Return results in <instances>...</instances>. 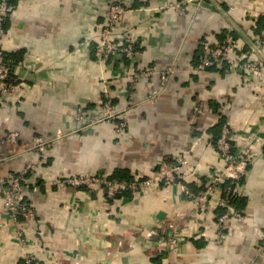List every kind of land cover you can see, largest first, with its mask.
<instances>
[{
  "label": "crops",
  "instance_id": "crops-1",
  "mask_svg": "<svg viewBox=\"0 0 264 264\" xmlns=\"http://www.w3.org/2000/svg\"><path fill=\"white\" fill-rule=\"evenodd\" d=\"M183 1L182 13L170 7ZM107 3L12 0L1 43L15 81L0 102V135L17 130L19 138L0 143V158L8 175L36 161L23 182L34 217L13 220L0 188V264H24L18 233L38 264H264V0H124L114 34L132 37L134 56L100 63L95 48ZM205 39L233 40L239 64L196 71ZM247 59L260 73L243 68ZM165 67L172 70L162 82ZM105 95L124 121L119 132L74 118L78 107L88 119L98 116ZM224 124L235 154L248 147L253 156L238 164L234 205L242 218L224 222L218 243L220 189L201 207L177 184L109 198L54 183L81 173L145 177L183 155L184 183L199 191L224 168L215 144ZM37 135L52 141L46 151L31 149ZM173 232L177 246L159 241Z\"/></svg>",
  "mask_w": 264,
  "mask_h": 264
},
{
  "label": "built area",
  "instance_id": "built-area-1",
  "mask_svg": "<svg viewBox=\"0 0 264 264\" xmlns=\"http://www.w3.org/2000/svg\"><path fill=\"white\" fill-rule=\"evenodd\" d=\"M186 3L187 1H183V3L172 4L170 7H174L182 13ZM12 10L13 6L10 4V0H0V101L9 99L14 87V82L12 83L11 81L6 80L11 74V69L3 60L5 51L4 46L1 43L4 30L3 24L11 14ZM126 11L127 6L125 5L124 0H108L106 21L100 29L95 48L100 63L104 57L109 56H120L127 59L133 58L135 50L132 37L126 35L122 39H118L114 34V28ZM235 48L236 44L231 39L222 42L214 41L212 39L203 40L201 42L200 59L194 67L195 70L201 71L211 66L220 67L223 63H226L229 67L231 65L239 64L238 59L234 56ZM242 65L248 72L260 73L257 66L250 59L245 60ZM171 70V67H165L159 72L160 80L162 82L165 81ZM150 73L152 72L149 70L141 71V74L144 75H149ZM194 109L196 112H200L202 106L196 105ZM74 118L82 123L87 122L88 120H92V122L99 120L106 121L113 124L118 132L121 131L125 125L119 115V109L113 105L111 99L107 95H105L100 104V113L98 116L88 119L84 109L78 107L74 113ZM230 136V128L227 124H224L216 141V149L218 150L220 159L224 161V168L215 170L211 181L198 192L190 189L184 183L186 176L184 166L187 163V159L183 155H177L171 160H162L156 166V169L151 175L134 177L130 181H114L93 173H81L57 179L54 183L60 186H85L92 189V191L101 190L104 191L109 198L116 197L128 190H138L140 187L144 186L177 184L182 186L183 192L187 198L196 201L201 207L206 205L207 199L214 190L220 189L221 197L219 199V205L222 206L224 210L218 217L220 226L215 240L218 243L222 241L226 235L224 222L230 217L242 218V213L234 208L231 204L230 198L233 193H236V185L242 177L241 172L238 171V164L242 169V167L247 165L253 156L251 149L248 147L244 148L242 153L235 154L234 146L230 141ZM18 138L19 132L17 130L9 131L0 135V143H16ZM51 142V140L46 139L41 135H37L33 138L31 149L36 151H46L50 147ZM35 169L36 161H28L19 173L16 175H8L5 174L3 170L2 160L0 158V188L3 196V204L10 217L15 221L20 217H24L25 219H32L34 217V212L25 198L26 188L23 182L28 174L35 172ZM33 189H36V187H33ZM176 232H173L170 236H162L159 241L170 247L177 246L180 234L179 232ZM16 236L20 245L21 259L24 264H38L34 254L27 249L28 240L25 239L22 233H18ZM261 247H264V237Z\"/></svg>",
  "mask_w": 264,
  "mask_h": 264
},
{
  "label": "trees",
  "instance_id": "trees-1",
  "mask_svg": "<svg viewBox=\"0 0 264 264\" xmlns=\"http://www.w3.org/2000/svg\"><path fill=\"white\" fill-rule=\"evenodd\" d=\"M10 4L11 5H13L12 4V0H10ZM7 20H8V18L5 20V23L3 24V29H6V26H7ZM201 55V54H200ZM109 57H111V56H109ZM9 59H10V55L8 54V53H5L4 52V56H3V60H4V62L10 67V69H12L11 67H12V63L9 61ZM124 59H127V58H124ZM199 59H200V57L197 59V61L195 62V64L194 65H196L198 62H199ZM224 65H226L227 66V64L226 63H223L222 64V66H224ZM222 66H220V67H222ZM211 67H213V66H211ZM7 81H11L12 83L15 81L14 80V78H13V76H12V70H11V74L9 75V77L6 79ZM111 99V98H110ZM1 102V101H0ZM223 124V123H222ZM222 126V125H221ZM221 133V132H220ZM220 133H219V135H220ZM219 135L215 138L216 140H215V144H216V141H217V139H218V137H219ZM17 174V173H16ZM16 174H13V175H16ZM101 175V174H100ZM102 176V175H101ZM104 177H106V178H108V179H111V180H114V181H130L131 179H133V178H131L130 176H126V175H123L122 173H120V172H115V173H112L111 175H108V176H105V175H103ZM242 180V178H240V180L238 181V182H240ZM204 188V186L200 189V190H202ZM199 190V191H200ZM195 192H198V190H195ZM236 199H237V197H236V194L235 193H233L232 194V196H231V198H230V201H231V204L234 206V208L236 209V210H238L239 212H241L242 213V211H240V209L237 207V206H235L234 204H236L235 202H236ZM222 209L224 210V208L222 207ZM243 214V213H242ZM23 261V260H22Z\"/></svg>",
  "mask_w": 264,
  "mask_h": 264
}]
</instances>
